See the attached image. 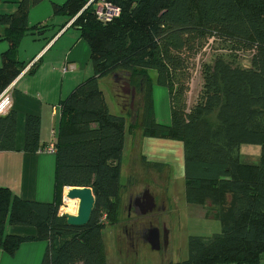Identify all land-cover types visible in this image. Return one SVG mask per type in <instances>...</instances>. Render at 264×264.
<instances>
[{
  "label": "trees",
  "instance_id": "obj_1",
  "mask_svg": "<svg viewBox=\"0 0 264 264\" xmlns=\"http://www.w3.org/2000/svg\"><path fill=\"white\" fill-rule=\"evenodd\" d=\"M42 1L19 0L13 13L0 10L10 43L2 55L0 93L21 72L15 51L26 33L37 30L28 16ZM109 1L121 11L107 22L96 16L94 2L54 4L56 13L75 17L72 25L90 45L94 71L60 103L54 201L23 199L0 186V255L14 256L24 242L47 240L41 264H108L104 230L120 221L124 205L127 118L111 113L99 81L120 71L137 88L138 107L130 114L144 137L182 142L187 202L218 205L223 220L212 237L190 236L187 260L164 264L259 262L264 257V0ZM211 42L218 51L202 64L203 86L189 106V60ZM238 52L250 53L247 64ZM155 84L169 91V125L157 119ZM40 123L39 116L26 117V151L40 147ZM16 130V111L1 114L0 151L17 148ZM248 143L260 145L259 163L242 159L241 147ZM64 186L92 188L95 206L88 224L69 225L60 214ZM8 225L35 227L37 234L8 233Z\"/></svg>",
  "mask_w": 264,
  "mask_h": 264
},
{
  "label": "crops",
  "instance_id": "obj_2",
  "mask_svg": "<svg viewBox=\"0 0 264 264\" xmlns=\"http://www.w3.org/2000/svg\"><path fill=\"white\" fill-rule=\"evenodd\" d=\"M18 1L2 0L0 2L1 12L13 13L17 9ZM66 1L43 0L30 9L28 25L32 29L36 27L40 32L30 30L22 37L19 48L15 51L16 58L21 62V72L0 93V95L5 91L9 93L12 104L11 109L17 113V148L15 150L0 151V186L9 188L14 194L27 200L54 201L56 194L57 153L48 152L46 149L49 145L55 143L57 139V132L62 117L60 103L63 98L68 96L78 84L91 76L94 71L90 61V45L80 35L79 30L72 25L75 17L54 11V4L61 5ZM99 1L88 0V4L94 2L95 8ZM5 28L6 26H0V67L3 53L10 49L9 41L4 38ZM120 74L117 72L100 79V81L109 84L112 89V77H114L115 82L118 79L129 77L128 73L123 72ZM152 78L155 81L156 78L153 76ZM156 85L153 86L155 111L158 121L162 123L156 110ZM135 89L136 94L133 101L131 91L129 93L123 92L125 95L131 94L130 103L132 104L138 96L137 88ZM111 91L115 96L114 103L121 108L122 114L127 118L121 172V183L124 185L122 191L124 203L127 196L132 195L129 194L130 190H134L135 176L133 172L135 164L131 163L130 160L131 157H135L134 153L136 151L142 157L144 165L149 167L156 165V163H161V165L157 166L164 164V171L167 173L169 169L166 164L169 162L171 164L172 161L160 159L156 152L150 153L146 148L144 149L148 137H144L141 128L137 133L131 129L132 115L130 111L132 108L129 111L126 110L123 98L118 96L115 90L112 89ZM108 107H110L109 104ZM28 115L39 116L41 122L40 147L35 151H26L24 149L25 121ZM75 187L64 186L62 198L64 199L69 188ZM131 199L132 197L129 199V203ZM7 230L8 233L23 236H36L37 234L36 228L31 226L8 225ZM48 245L47 240L24 242L14 256L2 253L0 255V264H41Z\"/></svg>",
  "mask_w": 264,
  "mask_h": 264
},
{
  "label": "rangeland",
  "instance_id": "obj_3",
  "mask_svg": "<svg viewBox=\"0 0 264 264\" xmlns=\"http://www.w3.org/2000/svg\"><path fill=\"white\" fill-rule=\"evenodd\" d=\"M217 48L218 46L211 42L189 60L190 77L188 79L189 90L187 92V103L189 106L197 101L203 86L202 64L213 60L215 53L218 51ZM238 54L240 55V60L247 64L250 53L238 52ZM150 74L156 78L154 70H150ZM112 78V89L117 92L118 96H124L125 94L118 85V82H115L114 77ZM100 87L105 93L111 113L121 115V108L114 103L115 96L111 91L110 85L104 83V81H100ZM156 87V110L158 117L162 123L170 124L172 115L169 91L163 86L156 85ZM125 96L128 99V101H125L126 110L129 111L132 108V111H135L138 106H136L135 102L133 104L130 103L131 94H126ZM214 117L212 115V119ZM131 122L134 124L133 132L137 133L140 128L135 115H132ZM146 140L144 149L146 148L150 153L156 152L160 159H167L172 162L171 164L170 162L166 164L169 169L167 173L164 171V164L162 166L151 165L149 167L144 165L138 151L134 153V158L131 157L130 162L135 164L133 172L135 176L134 190H130L129 194L132 195L128 194L129 196H127L126 202H124L118 224L111 225L108 223L104 230L109 264H164L168 261L182 262L190 256L189 240L191 235H200L208 238L212 237L215 233H219L223 228V220L218 205L211 206L209 202L204 205L189 204L186 200L184 150L181 147V142L170 139L163 141V139L158 138H147ZM260 155L261 147L258 144L248 143L243 144L241 147V157L246 163H259ZM146 188L149 189L151 195L154 193L155 209L148 214L138 215L135 214V208H131L129 213V199L131 197L135 198L136 194H141ZM228 198L230 199V196ZM65 204H62L61 208L65 207ZM61 208L60 212H62ZM74 214H77V212H74ZM104 219L105 216L103 217ZM150 222L155 225L154 227L159 229L161 244L159 249H153L151 244L145 239L144 233L153 228L152 226L144 230L142 234L143 228L148 226ZM129 228L134 229L133 236ZM255 264H264V257Z\"/></svg>",
  "mask_w": 264,
  "mask_h": 264
},
{
  "label": "water",
  "instance_id": "obj_4",
  "mask_svg": "<svg viewBox=\"0 0 264 264\" xmlns=\"http://www.w3.org/2000/svg\"><path fill=\"white\" fill-rule=\"evenodd\" d=\"M127 86V90L124 92L129 93L130 86L127 81L124 82ZM132 101L134 100L136 89L133 88L131 91ZM69 188L66 194V198L69 199H79V209L77 214L63 213L65 216L67 223L73 226H84L89 223L92 212L95 206V196L91 187L82 186L84 188ZM152 210V207L150 208ZM145 239L148 241L153 249H159L161 247L160 244V232L156 227L150 228L146 234ZM58 244V242H57Z\"/></svg>",
  "mask_w": 264,
  "mask_h": 264
},
{
  "label": "built area",
  "instance_id": "obj_5",
  "mask_svg": "<svg viewBox=\"0 0 264 264\" xmlns=\"http://www.w3.org/2000/svg\"><path fill=\"white\" fill-rule=\"evenodd\" d=\"M121 7L109 0H100L95 7V14L96 16L102 20V21H109L114 16H117L120 14ZM11 98L7 91L3 92L0 95V115L7 113L11 109ZM48 152H56L55 143L49 145V147L46 149ZM66 196H64L63 204L66 202ZM62 209V208H61ZM62 215L63 212H60Z\"/></svg>",
  "mask_w": 264,
  "mask_h": 264
},
{
  "label": "flooded vegetation",
  "instance_id": "obj_6",
  "mask_svg": "<svg viewBox=\"0 0 264 264\" xmlns=\"http://www.w3.org/2000/svg\"><path fill=\"white\" fill-rule=\"evenodd\" d=\"M127 81L130 88H134L135 86L131 85V78L130 76L127 78H121L118 79V85L120 86L121 90L124 92V90H127V86L124 84V82ZM136 88V87H135ZM131 89H129L131 91ZM152 207V210L150 209ZM156 207V202H155V197L154 195H151L149 192V189L146 188L141 194L137 195L135 198H132L130 201V206H129V213L131 208H135V214L138 215H145L148 214L149 212H152ZM127 226V225H126ZM152 226L154 227L155 225H153L151 222L149 223L148 226H145L143 228L142 234L144 232V230H146L147 228L149 229V227ZM132 236L134 235V229L133 228H129ZM146 234V232L144 233ZM134 239V238H132Z\"/></svg>",
  "mask_w": 264,
  "mask_h": 264
},
{
  "label": "bare ground",
  "instance_id": "obj_7",
  "mask_svg": "<svg viewBox=\"0 0 264 264\" xmlns=\"http://www.w3.org/2000/svg\"><path fill=\"white\" fill-rule=\"evenodd\" d=\"M65 207L62 208V212L63 213H73L77 212L78 213V209H79V199H66L65 202Z\"/></svg>",
  "mask_w": 264,
  "mask_h": 264
}]
</instances>
